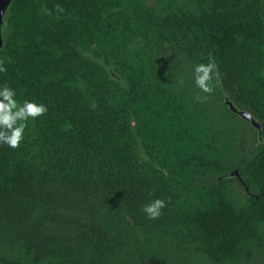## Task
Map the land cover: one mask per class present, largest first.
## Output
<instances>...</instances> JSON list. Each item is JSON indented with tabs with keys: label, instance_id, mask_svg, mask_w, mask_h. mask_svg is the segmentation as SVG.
Wrapping results in <instances>:
<instances>
[{
	"label": "trees",
	"instance_id": "trees-1",
	"mask_svg": "<svg viewBox=\"0 0 264 264\" xmlns=\"http://www.w3.org/2000/svg\"><path fill=\"white\" fill-rule=\"evenodd\" d=\"M1 37L0 86L48 111L0 144V264H138L130 228L208 264L264 248V0H12ZM182 43L255 135L237 176L161 74Z\"/></svg>",
	"mask_w": 264,
	"mask_h": 264
},
{
	"label": "rangeland",
	"instance_id": "rangeland-1",
	"mask_svg": "<svg viewBox=\"0 0 264 264\" xmlns=\"http://www.w3.org/2000/svg\"><path fill=\"white\" fill-rule=\"evenodd\" d=\"M197 63H205L203 55L182 43L179 47L171 48V53L163 58L160 70L167 86L187 107L191 120L202 119L203 131L208 140L217 147L219 158L228 163L231 173L235 171L234 165L241 154V147L249 149L255 135L240 118L229 114L221 101L224 97L217 78H214L213 83L220 100L195 87L192 69ZM240 137L246 140L245 144L239 141ZM233 190L237 198L243 197V190L238 184L233 185ZM129 233V246L122 250L119 263L136 261L138 264H208L198 255L179 254L160 244L149 245L139 232L131 228ZM241 264H264V248Z\"/></svg>",
	"mask_w": 264,
	"mask_h": 264
},
{
	"label": "clouds",
	"instance_id": "clouds-1",
	"mask_svg": "<svg viewBox=\"0 0 264 264\" xmlns=\"http://www.w3.org/2000/svg\"><path fill=\"white\" fill-rule=\"evenodd\" d=\"M57 10L62 11L59 5ZM5 71L0 63V72ZM195 87L203 93H211L214 88L213 80L217 76L216 64L209 59L208 63H197L192 69ZM16 92L6 85L0 86V144L11 149L20 146L25 137V124L28 118L35 120L47 111L46 105L35 101L25 100L22 104L15 99ZM164 199H154L143 207V212L148 219L159 218L161 210L165 207Z\"/></svg>",
	"mask_w": 264,
	"mask_h": 264
},
{
	"label": "water",
	"instance_id": "water-1",
	"mask_svg": "<svg viewBox=\"0 0 264 264\" xmlns=\"http://www.w3.org/2000/svg\"><path fill=\"white\" fill-rule=\"evenodd\" d=\"M12 0H0V49L2 47V37H1V25L3 22V15L7 9V7L9 6V4L11 3ZM229 110L234 113L237 114L239 117H241L243 120L249 122L253 127H255L258 131L260 130L259 125L250 117V115L248 113L245 112H241L238 111L236 108L233 107V105L229 102H226ZM231 176H237V172H233L231 174Z\"/></svg>",
	"mask_w": 264,
	"mask_h": 264
}]
</instances>
